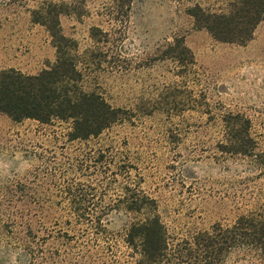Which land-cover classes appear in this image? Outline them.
Listing matches in <instances>:
<instances>
[{"label":"rangeland","instance_id":"374dc122","mask_svg":"<svg viewBox=\"0 0 264 264\" xmlns=\"http://www.w3.org/2000/svg\"><path fill=\"white\" fill-rule=\"evenodd\" d=\"M237 1L0 0V9L18 14L0 34V72L35 76L51 68L57 54L49 31L60 30L74 42L82 90L127 119L96 139L70 142V122L16 124L0 114V213L11 196L45 211L47 264H134L125 234L146 217L156 215L181 241L229 227L264 204V172L230 153L223 122L248 120L255 154L264 155V20L238 46L215 41L188 15L195 6L227 14ZM23 193L30 199L19 203ZM136 193L156 210L126 212ZM72 206L100 217L98 235L59 236ZM10 226L1 214L0 241L21 237ZM16 260L0 245V264ZM225 264L264 261L233 253Z\"/></svg>","mask_w":264,"mask_h":264},{"label":"trees","instance_id":"16d2710c","mask_svg":"<svg viewBox=\"0 0 264 264\" xmlns=\"http://www.w3.org/2000/svg\"><path fill=\"white\" fill-rule=\"evenodd\" d=\"M188 15L198 29L208 32L215 41L245 46L264 20V0H238L231 5L229 13L222 15L210 14L195 6L188 10ZM49 33L57 54L51 68L35 76L14 70L0 72V114L16 124L24 121L39 125L70 122V142L96 139L113 125L127 120L123 111L112 108L103 97L82 90V77L70 54L75 48L74 42L64 37L60 30ZM230 121H236L235 127L227 125ZM223 122L226 123V146L230 153L252 160L264 172V155L255 154L249 121L240 115H229ZM15 198H9L0 215L12 230L21 231V237L0 241V245L8 253H15L16 264H47L41 240L46 230L45 211L40 207L18 206L14 203ZM18 198L19 203L30 199L24 193ZM130 199L132 203L125 209L128 213L156 210L155 202L142 193H136ZM64 212L69 220L65 221L67 228L60 231L59 236L68 240L90 231L99 234L100 217L92 221L89 213L78 206ZM108 212L104 211V215ZM124 243L134 253V264H225L233 253L253 254L264 261V204L239 216L229 227L216 224L209 231L181 241L170 239L160 219L151 215L129 227Z\"/></svg>","mask_w":264,"mask_h":264},{"label":"crops","instance_id":"0c3cea01","mask_svg":"<svg viewBox=\"0 0 264 264\" xmlns=\"http://www.w3.org/2000/svg\"><path fill=\"white\" fill-rule=\"evenodd\" d=\"M3 11H5V15H3ZM18 14L16 11L12 9L11 6H5L4 9H0V34L2 33V29L5 25H16ZM1 70V69H0Z\"/></svg>","mask_w":264,"mask_h":264}]
</instances>
